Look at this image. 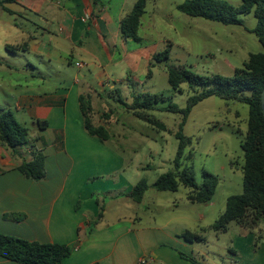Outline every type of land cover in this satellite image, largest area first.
<instances>
[{"label": "crops", "instance_id": "crops-1", "mask_svg": "<svg viewBox=\"0 0 264 264\" xmlns=\"http://www.w3.org/2000/svg\"><path fill=\"white\" fill-rule=\"evenodd\" d=\"M137 1L18 0L0 5V87H13L4 90L10 98L6 102L14 104L24 126L36 128L35 145L46 155V177L34 182L17 169L21 159L0 145V233L67 245L72 254L63 264H193L180 255L194 256L193 244L175 231L144 227L139 217L99 228L95 221L99 191L136 204L127 196L134 186L122 175L112 182L94 181L121 172L126 161L108 141L88 133L82 99L91 104L93 124L107 130L114 126V111H104L108 98L121 88L132 97L130 87L140 85L139 72L149 68L157 53L154 42L140 35L138 43L121 33V23ZM23 68L29 79L21 83L13 75L5 80ZM7 106L0 102V112L12 110ZM39 121L48 123L44 131L37 130ZM248 243L236 249L248 248ZM252 259L264 264V254ZM0 264L16 263L0 257Z\"/></svg>", "mask_w": 264, "mask_h": 264}, {"label": "rangeland", "instance_id": "rangeland-1", "mask_svg": "<svg viewBox=\"0 0 264 264\" xmlns=\"http://www.w3.org/2000/svg\"><path fill=\"white\" fill-rule=\"evenodd\" d=\"M185 1L148 0L140 35L154 42L155 53L170 47L171 56L162 63L155 61L151 71L148 68L139 72L140 85L130 87L132 97L126 94L127 89L121 88L118 95L108 98L106 106L100 103L106 108L104 111H114L110 122L114 126L107 129L111 133L108 142L125 159L126 166L116 174L96 176L94 181L112 182L122 175L129 186L146 180L151 188L140 204H129L124 196H118L120 200H113L108 197V192H97L99 211L105 216L103 220L98 216L96 225L99 228L102 224L120 219L139 217L144 227L155 226L165 232L175 231L178 235L190 232L202 236L204 241H195L192 248L196 259L204 264H259L253 262L252 258L264 254V222L260 229L253 231L244 230L235 222L229 225L226 233L209 229L224 213L228 198L241 195L244 191L245 157L242 143L248 130V105L211 96L193 109L183 128L184 135L191 142L185 150L183 168L193 172L198 184L202 182L204 172L212 173L220 180L210 203L190 202L188 195L191 190L182 184L177 191L159 192L152 187L161 175L174 169L179 147L175 133L183 120L182 114L163 111L162 108L173 103L184 109L192 96L211 88L184 83L182 91L177 92L169 83V67L182 66L202 77H233L237 69L244 67L251 54L264 53L262 44L252 33L257 25L253 13L241 15L243 25H224L181 13L177 7ZM228 1L235 7L242 5V0ZM27 72L24 68L11 72L5 80H11L14 75L22 83L30 78ZM70 72L72 75L78 73L74 67ZM11 89L13 87L9 85L0 87V102L5 107L12 105L9 107L23 125L22 115L14 104L6 102L10 98L4 96V90ZM143 93L168 99L149 113L163 122L167 131L138 119L128 107ZM27 128L34 137L36 128L30 123ZM25 156L29 158V155ZM102 207L106 210L103 211ZM248 234L249 243L246 239ZM246 243L250 245L248 248L236 249L237 244Z\"/></svg>", "mask_w": 264, "mask_h": 264}, {"label": "trees", "instance_id": "trees-1", "mask_svg": "<svg viewBox=\"0 0 264 264\" xmlns=\"http://www.w3.org/2000/svg\"><path fill=\"white\" fill-rule=\"evenodd\" d=\"M18 0H0V5L15 3ZM148 0H138L132 12L123 19L121 33L125 39H133L141 43L140 29L142 18L146 14ZM177 9L193 18H204L224 25H243L241 15L253 13L257 25L252 30L264 48V0H242L239 7L233 6L228 0H186ZM171 56V48L153 56L149 69L155 66V61L162 63ZM169 83L177 91H182V84H198L211 88L192 96L184 109L170 103L163 111L179 113L183 120L175 137L179 141L177 155L174 159V169L161 175L152 186L159 192L177 191L180 184L191 191L188 200L192 203L208 204L212 201L220 184L219 178L209 172H204L200 184L195 181L191 170L183 168V158L190 140L183 133V128L193 109L205 99L217 96L225 101L238 102L249 107L248 130L242 149L245 164L244 191L241 195L231 196L227 200L226 209L220 218L209 229L218 233H226L233 222L249 229H260L264 222V114L262 110L261 95L264 89V53L251 54L244 67L237 69L233 77H202L196 75L182 66L169 67ZM151 72L149 73V76ZM83 112L85 128L91 136L108 141L110 133L102 126L96 127L90 118V103H84ZM165 97L141 94L134 103L128 105L134 115L156 127L167 131V126L151 117V111L161 102H166ZM39 131L48 127L45 121L36 124ZM35 137L29 128L22 125L12 110L2 109L0 112V145L5 148L13 158L21 159L17 169L29 180L40 182L46 177V155L35 145ZM23 150L28 151L29 158L23 156ZM151 187L146 180H141L127 194L134 203L143 202L146 193ZM104 211V207H102ZM103 217V212L99 218ZM15 218V217H14ZM190 243L202 242L204 238L197 234L184 232L181 235ZM72 254V248L62 244H43L25 240L19 237L0 233V257L13 261L16 264H63V261ZM183 259L193 264H204L194 256L180 252Z\"/></svg>", "mask_w": 264, "mask_h": 264}, {"label": "water", "instance_id": "water-1", "mask_svg": "<svg viewBox=\"0 0 264 264\" xmlns=\"http://www.w3.org/2000/svg\"><path fill=\"white\" fill-rule=\"evenodd\" d=\"M261 100H262V110H263V114H264V89L262 91Z\"/></svg>", "mask_w": 264, "mask_h": 264}, {"label": "built area", "instance_id": "built-area-1", "mask_svg": "<svg viewBox=\"0 0 264 264\" xmlns=\"http://www.w3.org/2000/svg\"><path fill=\"white\" fill-rule=\"evenodd\" d=\"M76 66H77V67H82V64H80V63H77V64H76ZM142 263H145V262H144V261H142Z\"/></svg>", "mask_w": 264, "mask_h": 264}]
</instances>
